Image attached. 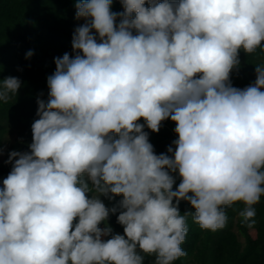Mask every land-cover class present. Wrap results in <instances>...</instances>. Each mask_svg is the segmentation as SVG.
Instances as JSON below:
<instances>
[{
  "label": "clouds",
  "instance_id": "9594fccd",
  "mask_svg": "<svg viewBox=\"0 0 264 264\" xmlns=\"http://www.w3.org/2000/svg\"><path fill=\"white\" fill-rule=\"evenodd\" d=\"M119 2L122 12L113 0H77L75 55L55 58L30 151L6 161L0 264H144L141 253L173 264L187 255L189 216L215 232L242 203L238 215L254 223L264 63L254 85L233 87L230 76L241 50L264 51V0ZM20 87L0 80V103ZM169 118L178 139L157 155L144 129L159 132ZM101 196L121 199L106 207ZM181 201L194 211L181 214ZM116 213L123 235L99 226Z\"/></svg>",
  "mask_w": 264,
  "mask_h": 264
},
{
  "label": "trees",
  "instance_id": "16d2710c",
  "mask_svg": "<svg viewBox=\"0 0 264 264\" xmlns=\"http://www.w3.org/2000/svg\"><path fill=\"white\" fill-rule=\"evenodd\" d=\"M76 3L77 0H0V80L11 76L21 81L17 93L10 94L7 103H0V148L3 149L0 158L4 157V162L0 163V188L12 169V164L6 163L9 153L30 151L31 126L39 118L37 99H48L47 78L56 70L55 58L65 53L75 55L72 37L75 29L84 23L76 19ZM111 10L123 11L119 0H113ZM29 51L33 53L31 57H27ZM239 59L240 65L233 69L230 79L233 87L243 89L254 85L255 69L264 63V51L258 48L255 53L247 54L241 50ZM139 123L143 124V119ZM175 127L170 118L161 123L159 132L145 127L157 155L167 153L169 146L175 148L172 144L178 139ZM179 183L177 175L174 188ZM100 198L106 207H112L121 199ZM242 208L243 204L237 203L226 209L227 225L215 232L202 230L189 216L188 233L181 245L187 255L173 264H264V196L255 205L254 223L245 222L238 215ZM179 210L181 214L194 211L186 201L180 202ZM118 215L110 214L99 226L108 225L113 234L123 235V226L117 222ZM109 238L102 237L104 240ZM141 255H144V264H152L155 259L144 253Z\"/></svg>",
  "mask_w": 264,
  "mask_h": 264
},
{
  "label": "rangeland",
  "instance_id": "374dc122",
  "mask_svg": "<svg viewBox=\"0 0 264 264\" xmlns=\"http://www.w3.org/2000/svg\"><path fill=\"white\" fill-rule=\"evenodd\" d=\"M262 90H264V89H262ZM13 139L15 138V136L14 137H12ZM2 162H4V157L2 156L1 158H0V163H2Z\"/></svg>",
  "mask_w": 264,
  "mask_h": 264
}]
</instances>
